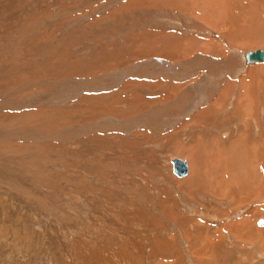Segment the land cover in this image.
<instances>
[{"label": "rangeland", "instance_id": "374dc122", "mask_svg": "<svg viewBox=\"0 0 264 264\" xmlns=\"http://www.w3.org/2000/svg\"><path fill=\"white\" fill-rule=\"evenodd\" d=\"M255 49L264 0H0V264H264V200L211 192L264 176Z\"/></svg>", "mask_w": 264, "mask_h": 264}, {"label": "bare ground", "instance_id": "6f19581e", "mask_svg": "<svg viewBox=\"0 0 264 264\" xmlns=\"http://www.w3.org/2000/svg\"><path fill=\"white\" fill-rule=\"evenodd\" d=\"M262 50H264V49H262ZM244 53H242V62H243V64L245 66L246 65H250V64H254V63H262V62H264V61H260V62L246 63L245 62V58H244ZM252 71H254V69ZM231 148H233V150H237L236 149V144L231 146ZM256 148L259 149L260 151H262V146H261L260 143L257 145ZM233 150H231V151L229 150V151L233 152ZM243 153L244 152H242V151L241 152L234 151L232 154H230L232 157L231 158H229L230 156L228 157V159L226 161L227 163H225V168L221 169L222 171L220 170V173L217 172L215 180L212 179V180L216 181L215 182L216 185L211 187L212 188L211 192L213 193V195H214V193L215 194L218 193L219 190H217V189L220 188L218 186L224 185V188H223V192H225L224 195L228 196L229 198H232L233 196L230 197V195L234 194L236 199H237V201H239V203H240V198L242 196L245 198L246 201H250L251 197H253L254 198V202L257 203V204H256V206H252L251 207L250 212L255 215V214L261 213L262 210H263V205L261 204L262 200H264V176H263V170L261 169V163H260L259 157H257V161H255V159L254 160H252L253 158L249 159L247 154L246 153L243 154ZM187 167H188V165H187ZM188 172H189V168H188ZM180 177H182V176H180ZM236 183H238V184L235 185ZM213 185H214V183H213ZM216 190H217V192H216ZM253 226H254V224H252L250 218H248V216H247L244 219H242L240 222L232 224L229 227V229L230 230H234V229L235 230H239V233L242 236L243 235H248V234L252 233L255 230H256L255 232L257 233V235H260L262 230L254 228L255 230L252 231L251 228H253ZM255 232H254V235H255ZM252 234H250V235H252ZM250 235H248V236L251 237Z\"/></svg>", "mask_w": 264, "mask_h": 264}, {"label": "water", "instance_id": "95a60500", "mask_svg": "<svg viewBox=\"0 0 264 264\" xmlns=\"http://www.w3.org/2000/svg\"><path fill=\"white\" fill-rule=\"evenodd\" d=\"M244 58L246 63L260 62L264 61V50H248L244 53ZM173 172L178 176H183L187 174L188 167L187 163L180 158L171 159Z\"/></svg>", "mask_w": 264, "mask_h": 264}, {"label": "crops", "instance_id": "0c3cea01", "mask_svg": "<svg viewBox=\"0 0 264 264\" xmlns=\"http://www.w3.org/2000/svg\"><path fill=\"white\" fill-rule=\"evenodd\" d=\"M181 1V0H180ZM250 72V71H249ZM251 73H252V70H251Z\"/></svg>", "mask_w": 264, "mask_h": 264}]
</instances>
